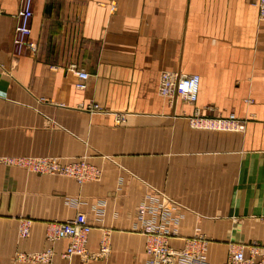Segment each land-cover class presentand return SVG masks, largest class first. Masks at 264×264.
<instances>
[{
    "label": "crops",
    "instance_id": "obj_1",
    "mask_svg": "<svg viewBox=\"0 0 264 264\" xmlns=\"http://www.w3.org/2000/svg\"><path fill=\"white\" fill-rule=\"evenodd\" d=\"M257 1L36 0L32 39L38 51L16 56L20 0H0V264H39L20 257L51 247L55 256L48 264H83L60 259L67 241L53 245L45 238L47 222L79 211L93 223L91 250L105 235L117 237L123 253L104 264H137L129 257L134 250L146 264L145 239L130 230L135 205L153 185L174 205L193 206L185 217L173 212L182 217L181 236L200 227L210 238L209 264H224L230 244H264V21ZM74 63L90 74L86 90L76 89ZM166 70L200 76L195 104L178 100L171 107L158 94ZM96 103L107 112L89 108ZM195 109L235 113L245 129H190L183 117ZM111 113L126 114L125 122L117 124ZM164 132L175 135V148L144 156L143 183L133 178L118 185L125 168L117 162L135 173L129 163L136 156L128 148L136 138L130 146L126 135L147 139ZM83 154L95 159L105 179L78 190L68 177L29 173L4 161L57 158L64 165ZM69 195L84 202L106 198V215L95 217L85 204L75 213L64 204ZM22 216L33 220L24 239L17 229ZM131 234L140 235L136 246Z\"/></svg>",
    "mask_w": 264,
    "mask_h": 264
},
{
    "label": "built area",
    "instance_id": "obj_2",
    "mask_svg": "<svg viewBox=\"0 0 264 264\" xmlns=\"http://www.w3.org/2000/svg\"><path fill=\"white\" fill-rule=\"evenodd\" d=\"M35 0H20L18 10L15 15V27H14V36H13V46L14 53L18 56L27 55V54H35L38 51V44L36 41L32 39V18H33V4ZM259 12V20L264 21V0H258L255 4ZM112 9V7H111ZM70 70L75 72L78 76V80L76 82V88L78 90H85L87 87L86 80L88 78L89 73L82 68H79L76 64H72L70 66ZM200 76L197 74H187L180 71H163L160 75L159 85H158V93L166 98L171 106L178 100H184L188 102V104H195L197 102L199 91H200ZM90 109L95 110L100 113L101 108L99 104H94ZM116 123L121 125L126 120V114H114ZM194 126L197 128H207L208 130H221V131H240L245 127V123L241 118L236 116L235 114H229L226 117L220 118H211V117H196L194 120ZM208 124V125H205ZM22 167L28 169L26 164H18ZM65 166L60 169L52 168L51 173L55 174L56 172L62 173L61 170L64 169ZM32 169L36 172H45V169H42L39 165H32ZM79 170L86 173V176L90 175L91 179H98L99 174L97 169L93 166L86 165V162L83 163V166L79 167ZM30 171V170H29ZM66 171V170H65ZM63 171V172H65ZM42 174V173H41ZM171 218V214L169 209H166V212L162 215V219L167 221ZM30 225H32L30 220H26ZM67 222V221H66ZM89 223V222H88ZM75 224L80 228V234L82 238L84 235L91 232V225L87 224V220L83 214H78L75 220L72 223L63 224H48L46 236L49 240H61L67 239V251L66 255L70 258L73 256H87L88 255V247H78L77 246V238L78 231L75 229ZM150 227H153V230H150ZM20 230V227H19ZM156 231L165 235L169 241L172 237H169V230H165V228H156L154 224H148L145 227L144 234L148 237ZM21 236H28L29 232H20ZM195 239H201L203 241L202 245H193V248L207 249V240L205 236L202 234L198 235ZM103 249H107V244L102 240ZM185 251L177 252V255L181 260H183L182 254ZM50 254V258H49ZM30 255V257H29ZM89 256V255H88ZM52 258V251L48 250L46 252H35L28 254L26 259L31 261L32 263L49 261ZM84 258V257H83ZM162 261L161 264H168L165 260L159 257ZM226 264H264V245L258 244L256 242L242 244L239 243L236 246V249L232 253V255L227 259ZM155 264V263H152ZM195 264H205L204 262L195 263Z\"/></svg>",
    "mask_w": 264,
    "mask_h": 264
},
{
    "label": "rangeland",
    "instance_id": "obj_3",
    "mask_svg": "<svg viewBox=\"0 0 264 264\" xmlns=\"http://www.w3.org/2000/svg\"><path fill=\"white\" fill-rule=\"evenodd\" d=\"M110 5H111V3H110ZM15 23H16V20H15ZM14 27H15V25H14ZM13 36H14V29H13ZM31 54H29V55H31ZM32 55H34V54H32ZM74 64H76V63H74ZM76 65L79 68H81L78 64H76ZM100 108H101L102 111H106L107 112V110H105L103 107L100 106ZM87 110H89L88 107H87ZM111 114H113V117L115 118L114 113H111ZM230 114H232V113H230ZM233 114H235V113H233ZM228 115H226V116H228ZM187 116L188 117H183V119L186 120L185 122H187V124H188V126H189L190 129L191 128L192 129H195L191 125V123H190L189 115H187ZM204 116L211 117V118H219V117H222L223 115H209V114H204ZM115 121H116V119H115ZM244 129H245V127H244ZM211 131H213V130H211ZM217 131H219V130H217ZM229 132H241V131H229ZM155 136L156 137L151 138L149 136V134H148L147 137H146L147 139H143L142 137L139 138L138 135L136 136V135H134L132 133H129V134L126 135V137H128V139H129L130 146H131V144H133L132 143L133 137L136 138L135 148H132V147L131 148L130 147L128 148L131 152H134L135 153V156H136V157L132 156L130 158L132 161H130V163H129V169L131 167L132 168H135V173L134 172H131V170H128L127 169L128 168L127 167L128 166V163H124L123 161H122V163L120 161L118 163L116 161L117 164H118L117 167H120V169L125 168L124 171H122V172H120V173L117 174V176H119L118 179H116V181L118 182V185H120V186L121 185H124V182L125 181H127L128 179L132 180L133 178L136 179V180H138V181H140L141 183H143V181H145V180H143L144 178L142 177L143 176V166H144V156L145 155H151V154L153 155V154H155V152L159 151L161 149V147L163 148L164 146L170 147V148H175V144H177V142H178V141H176L174 134H172L170 136H167L166 135V132H164V135H162V136H160V135H155ZM160 137H163V138H160ZM179 142L182 143L181 140ZM120 144L122 146V143H120ZM85 145L88 146V142H85ZM135 158H137V162L135 161ZM44 159H46V158H44ZM108 159L110 160V158H108ZM120 159L122 160V158H120ZM155 159H157V158H155ZM1 160L2 159L0 158V163H1ZM54 160H55V164L56 165H63V164H60V162H59V160L57 158H55ZM4 161L9 166H13V167L22 169L24 171L27 170L26 168L22 167L21 165L15 164L14 162H11L8 159H6ZM68 162H69V160H68ZM84 162H86V163L89 162V163H91L92 165H94L96 167L98 166L96 164L97 162L95 161V159H93L92 156H89V154L72 156L70 158V163H66L64 165H69V164L74 165V164H77L76 166L81 167V166H83V163ZM57 169H59V168H57ZM97 170H98V174H99V178L98 179H93V180H88V181H83V182H80L79 179L76 176H74L73 174H71V173H58V172H56L55 174H41V173H38V174L39 175H44V176H54L56 178H67L68 177L69 179H71V185H72V187L75 188V190H78L84 184H88V183L97 184V183H101V181H103V179H105V177L103 178V175H104L103 169L101 168V170H102L101 171L97 167ZM29 173H30V171H29ZM118 190L120 191L121 190V187L120 188L118 187ZM217 191H219V190H216V192ZM149 192H153V193H157V194H161V195H166L163 191H160L159 188L155 187L154 185H153L152 190H150ZM144 197H145V194L141 197V200H140L139 204L138 205H135L134 222H133V225H132L131 230H130V232L134 233L133 230H136L137 229V232L136 233H139L142 236H143V234H142L143 233V229L146 226V225H144L145 224V215L144 214H140L141 213V210L143 208ZM111 200H115V197L113 196L111 198ZM105 202H106V198H98L96 201H93V202H84V201L81 200V197L76 196V195L75 196L69 195V196H65V198H64V204L66 205V207L67 208H70L73 211L75 210V213L77 211L81 210L80 209L81 204H85L86 206H88L89 209H91V213L95 217L97 215L98 216H103V217L106 215L107 204ZM192 207L193 206H190V205H187V204H183V205L182 204L181 205L180 204L179 205L176 204V205L173 206V208H171V210L174 211V212H181V213H183V215L185 217V214H193L194 213ZM57 209H58V206H57ZM20 218L30 219L31 220V223L33 224V220L31 218H29V217L22 216ZM147 218H148V216H147ZM54 221H58V220H54ZM147 221L149 222V219H147ZM48 224L46 223V226H45V238H46L47 242H49L50 244H53L54 245V244H57L59 242L67 241V239L54 240V241L49 240L47 238V236H46ZM165 230H170V229L169 228H165ZM134 234H131L129 236H130V238H134V240L131 239V242H132V245L133 246H136L137 245L136 239L139 238L140 235L138 236V235H134ZM198 235H201V233L200 232H195L192 235V237H195V236H198ZM28 236H26V237H28ZM171 236L172 235L169 234V237H171ZM18 237L20 239L26 238L25 236H21L20 234H18ZM115 238H117V237L114 236V235H112L111 238H109V244L106 243L107 246H108L107 249H103L102 241H99V240H98L99 242L97 243V246H96V248L94 250H91L90 247L88 246V250H89L88 255L89 256L87 258H84V259L83 258H80L78 256H73V257H70L69 258L66 255L67 245H68V241H67V244H66L65 249H64V251L61 253V255L59 257H60L61 260H69V261L74 258L72 261L79 260V261L83 262V264H104L105 262H108L110 260H111V262H115V260H118V258H117L118 254L123 253L120 249H117L115 247V243H114ZM258 244H260V243H258ZM261 245H264V244H261ZM50 249H54V248L51 247ZM39 252H45V250L39 251ZM102 252H107V254L106 255H102ZM33 253H35V252H33ZM131 253H133V252H131ZM54 256H55V253L52 254L51 260H49L47 262L42 261V262H37V263H39V264H48V263H51L52 260H53V258H54ZM129 257H130V260L134 261L137 264L139 262V264H140L141 261H142V259H143V253L142 252L141 253H138L136 250H134V254H131Z\"/></svg>",
    "mask_w": 264,
    "mask_h": 264
},
{
    "label": "bare ground",
    "instance_id": "obj_4",
    "mask_svg": "<svg viewBox=\"0 0 264 264\" xmlns=\"http://www.w3.org/2000/svg\"><path fill=\"white\" fill-rule=\"evenodd\" d=\"M33 6H34V4H33ZM111 7H112V10L116 9L115 2H112ZM33 11H34V7H33ZM33 15H34V13H33ZM16 56H18V55H16ZM74 74L78 78V76L75 72H74ZM89 78H90V76H88V78L86 80L87 87H88ZM200 82H201V80H200ZM75 86H76V83H75ZM87 87H86V89H87ZM81 91H83V90H81ZM162 98H164V97H162ZM164 99L168 102V100L166 98H164ZM168 104H169V102H168ZM93 105L94 104H91L89 106V108H91ZM171 107H173V106H171ZM119 114H123V113H119ZM185 117H188V116H185ZM196 117H204V115L200 114L198 112V110L195 109L194 113L189 115L191 125L195 129L208 130L207 128H204V127L197 128L194 126V124H195L194 120L196 119ZM222 117H226V116H222ZM205 125H208V124H205ZM213 131H217V130H213ZM219 131H221V130H219ZM11 162H14L15 164H21V163L26 164L28 166V169L32 172H35L32 169V165L37 164L42 169H45V172H36V173H42V174H52L51 173L52 168H56V169L59 168L60 169L61 167L65 166V168L61 170L62 173H71L74 176H76L80 182L93 180L90 178V175L86 176V173L80 171L78 168L79 166H76L77 164H74V165H71V164H69V165H56L55 160H48V159H44V158H42V159L41 158H18L16 160H11ZM86 165L93 166L95 169H97L96 166L92 165L89 162L86 163ZM63 171H65V172H63ZM97 172H98V170H97ZM173 206H174V203L169 198H167L166 196L161 195V194H157V193L152 192V193H147L146 196L144 197L143 208H142L141 213H140V214L145 215V224L144 225L147 226L148 224L151 223V224H154V226L156 228H169L170 229L169 232L172 235V237L169 239V241L165 235L158 233L156 231H154L151 234V236L148 237L147 235L145 236V234H144L145 228L143 229L142 234H143V237L145 239L144 250H145V253L148 255V260H147L146 264H152V263L161 264L162 261L159 257H161L163 260H165L168 264H195V263H201V262H204L205 264H209V259H208L209 239L203 233V231L201 230L200 227H196L195 232H200L203 237L205 236V238L207 240V249L193 248L192 247L193 245H202L203 241L201 239H195L197 236H195V237H192V236L183 237L180 235L178 225H179L182 217L176 216L174 214V212L171 210V208H173ZM166 209H169V212L171 214V218L167 221L162 219V215L166 212ZM78 214H83L87 220V224L88 225L90 224L92 229H93V223L89 220L87 213L81 212V211L77 212L75 214V216L71 219H68L65 221H50V222H47V224L49 223V224L60 225V224H63V222L72 223ZM147 216H148V218H147ZM147 219H149V222L147 221ZM26 220H30V219L20 218L18 220V226H17L18 234L20 232H29L30 233V229L32 226ZM19 227H20V230H19ZM75 229H76V231H78V235L76 236L77 246L78 247H86V245H87V247H88V240H89V236H90L91 232L84 235L82 238H80L81 237L80 228L76 224H75ZM92 229H91V231H92ZM153 229H154L153 227H150V230H153ZM103 239H104L105 243L109 244V236L105 235L102 238V240ZM172 240H178V241L180 240L183 242V244L180 248L175 247L171 244ZM236 246H237V244H230L229 245V251H228L227 259H229V257L232 255V253L236 249ZM49 250H51L52 254H53V250L52 249H49ZM182 251H185L182 254L183 260H181L179 258V256L177 255V252H182ZM106 254H107V252H102V255H106ZM27 255L28 254L21 256L20 259L27 260L26 259ZM29 257H30V255H29ZM78 257L87 258L88 255L83 256V257H81V256H78ZM49 258H50V254H49ZM227 261L228 260H226L224 264H226Z\"/></svg>",
    "mask_w": 264,
    "mask_h": 264
}]
</instances>
